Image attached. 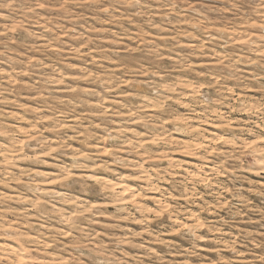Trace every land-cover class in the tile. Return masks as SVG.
<instances>
[{
    "label": "clouds",
    "instance_id": "obj_1",
    "mask_svg": "<svg viewBox=\"0 0 264 264\" xmlns=\"http://www.w3.org/2000/svg\"><path fill=\"white\" fill-rule=\"evenodd\" d=\"M0 264H264V0H0Z\"/></svg>",
    "mask_w": 264,
    "mask_h": 264
}]
</instances>
